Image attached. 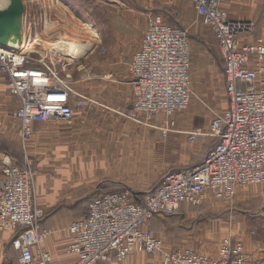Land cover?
<instances>
[{"label":"built area","instance_id":"built-area-1","mask_svg":"<svg viewBox=\"0 0 264 264\" xmlns=\"http://www.w3.org/2000/svg\"><path fill=\"white\" fill-rule=\"evenodd\" d=\"M192 1L217 38L225 64L228 108L206 133L187 134L189 140L207 135L214 139V146L200 164L167 173L160 185L141 199L128 189L94 196L86 215L66 229L72 236L68 252L77 257L74 264L123 262L134 250L160 254L163 264H250L244 245L232 238L222 241L218 259H212L190 248L166 250L148 225L159 214L173 215L184 205L203 204L208 191L217 200L228 202L239 189L264 185V82L258 83L259 75L264 74V38L244 44L242 39L252 36L256 25L231 20L222 8L223 0ZM57 24L44 22L48 29ZM90 33L94 43L79 47L63 41L46 51V44L40 41L38 55L23 47H0V72L7 76L10 93L20 101L14 115L21 121L24 142L32 138L34 124L69 122L75 109L94 103L61 75L97 48L98 34L95 30ZM84 48L88 51L76 56ZM252 63L255 69H250ZM129 72L134 102L130 110L119 114L160 130L164 137L178 132L172 116L188 109L192 101L188 31L170 25L161 15H151ZM161 117L166 120L164 126L156 124ZM0 163V231L15 232L12 246L19 254V264H53L51 254L43 248L54 230L43 226L45 212L36 202L38 171L30 160L20 165L2 151Z\"/></svg>","mask_w":264,"mask_h":264},{"label":"crops","instance_id":"crops-1","mask_svg":"<svg viewBox=\"0 0 264 264\" xmlns=\"http://www.w3.org/2000/svg\"><path fill=\"white\" fill-rule=\"evenodd\" d=\"M59 1L79 17L82 11L77 7L78 3L90 1L99 11L100 3L107 2V0ZM118 2L120 5L116 10H107V21L103 32L100 33L106 52L101 59L93 57L95 58L93 66L98 74L102 75H97L94 79H85L84 87H76L94 103L91 102L82 109H75L74 117L69 123H63L61 120L36 123L33 125L30 142L24 143L20 135L21 121L14 115L20 101L10 93L7 76L0 72V151L15 156L13 159L17 163L25 164L26 160H30L35 165L38 171L36 202L44 212L87 213L88 204L85 203L91 198L122 189L130 190L141 199L158 187L167 173L200 164L214 146V139L207 136L203 137L205 139L198 137L196 140H189L187 133L193 131L194 119L187 115H177L183 111L172 116L178 132L170 133L167 137L156 128L139 125L119 114L130 110L134 102L129 66L142 46L148 18L160 14L148 15L146 6L142 5L143 1H140L139 4L142 6H138V9L127 0ZM175 2L176 7L178 0ZM183 6L186 10L185 19L180 23L192 29L193 37L192 82L195 85L207 83L209 87L217 80L219 83L216 85V95L222 92L224 84L226 104L225 107L224 103L220 104L223 109L219 114H222L228 108V96L225 64L221 54L220 59L217 57L215 59L213 54V51L217 55L220 53L217 38L203 23L192 0H183ZM120 7L122 8L119 9ZM222 8L231 20L252 22L256 25L255 33L242 39L244 44H253L257 39L264 38V0H223ZM91 12L90 17L95 18L94 11ZM162 17L169 23L164 16ZM18 43L17 45H22V41ZM250 69H255L254 63L250 65ZM261 82H264V74L258 77V83ZM165 121V118L161 117L156 120V124L164 126ZM21 151L24 152L22 156L19 155ZM1 170L0 164V173ZM249 193L251 198L259 200L264 194V186L255 187L249 190ZM207 199L217 200L212 191H208ZM256 208L254 215L259 218L257 228L261 229L259 231L261 235L264 231L262 230L264 208L258 206ZM45 216L43 226L53 229L54 233L44 243V250L51 254L53 264H74L77 257L68 252L72 236L68 232L65 233V229L75 219L65 218L62 214L49 219L46 213ZM149 227L151 228L152 224ZM14 233L13 230L0 231V264H19V254L12 246ZM158 238L164 242L162 238ZM235 240L244 245L249 263L254 264L255 258L252 255L256 254L247 250V241L244 243L243 240ZM164 245L168 251L190 248L212 259L219 257V251L208 255L189 246H176L169 250L165 242ZM256 249L263 252L264 243L258 242ZM137 252L134 250L131 254ZM155 256L160 260L154 264H163L162 256L160 254ZM134 259L135 256H132L130 264H134ZM258 259L264 260V257L258 256ZM259 264H264V261Z\"/></svg>","mask_w":264,"mask_h":264},{"label":"rangeland","instance_id":"rangeland-1","mask_svg":"<svg viewBox=\"0 0 264 264\" xmlns=\"http://www.w3.org/2000/svg\"><path fill=\"white\" fill-rule=\"evenodd\" d=\"M1 1L2 0H0V2ZM10 1L12 2V0ZM127 1L132 6H136V9H138V6H146L148 15L158 13L164 16L169 23L174 25L182 26L180 22L185 19L186 10L183 6V0H178V6L176 7L174 4L176 3L175 0ZM140 1H143L142 5L139 4ZM21 3L23 6L18 5V8L12 6L10 12L18 11L16 14H19L22 11V8H24L23 25L26 32V39L25 41H22V45H8L9 48L23 47L26 51L32 52L33 55H38L39 52L37 51H39L40 47H38L37 43H40V41L46 44V51H48L49 48L55 44H59L63 41L78 45L77 47L87 42L94 43L95 39H92L91 37V30L87 29L88 26H90L93 27L98 34L96 41V44H98L97 48L81 61L75 62L62 70L61 75L76 90H78L76 87H84V83L87 79H94L97 75H102L98 74L95 66H93V61L95 59L93 57L101 59L106 52V48L104 47L102 41V35L100 33L103 32V28L105 27L107 21V10H116V8L120 5L118 0H107L106 3H100L99 11L90 1L78 3L77 7H79L82 11V15H80V17L76 13L74 14L73 11L71 12V10L59 0H21ZM72 6L74 8L75 3ZM121 8L122 7L119 9ZM91 11H94L97 15H95V18L90 17V14L92 13ZM46 14H52V16L49 17L47 15L46 18ZM45 21L52 24H58L54 29H48V25H46V27L44 26ZM34 24L36 25L34 26ZM183 27L184 26H182V28ZM184 29L188 31L191 45V40L193 39L192 29L189 27H184ZM57 32H61V35L59 36ZM59 37H61L60 40ZM87 51L88 49L86 52ZM213 54L215 59L221 58L220 53L217 55V53L213 51ZM203 62L205 63V61ZM218 83L219 82L216 80L214 84H211L208 87L207 83H199L195 85L194 82H192L191 104L188 109L183 111V113L177 115H187L192 117L194 119L193 131L200 130L203 133H206L211 121L219 115V112L223 109L220 104L224 103L225 107L226 95L224 84H221L222 92L217 95L215 94L216 85H218ZM63 123L69 122L63 121ZM205 136L207 135H202L199 138L205 139L203 138ZM208 137L209 136H207V138ZM30 140L24 143H28ZM23 153L24 152L21 151L19 155L22 156L24 155ZM11 157L14 158L15 156ZM255 187L258 186H250L246 189H239L232 201L226 202L207 199L203 204L198 206L184 205V207L176 214L168 216L163 214L157 215L148 225L151 226L152 224V231L157 237L164 240L166 247L169 248V250L175 248L176 246H189L196 251L213 255L219 251L222 239L232 238L233 240H243L244 243L247 241V250L252 254H256L252 255L255 258L254 264L262 263L264 260H257V258L258 256L264 257V251L258 252L256 247L258 246V242L264 243V231L261 235H259V231L261 230L257 228L259 218L255 217L254 214H256L257 206L261 209L264 208V199L263 195L259 200L251 198L252 196H250L251 193H249V190ZM87 202L85 204H88ZM45 213L47 215V219L53 217L54 215L62 214L65 215V218H74L76 220L81 218L86 211H53ZM262 218L264 219V217ZM72 222L73 220L70 222V225ZM262 230H264V225ZM66 232L67 231L65 229V233ZM132 256H135L133 261L134 264H154L160 260L157 256H151L144 252H137L134 255H129V257L123 262L113 259L109 262L97 264H130Z\"/></svg>","mask_w":264,"mask_h":264},{"label":"bare ground","instance_id":"bare-ground-1","mask_svg":"<svg viewBox=\"0 0 264 264\" xmlns=\"http://www.w3.org/2000/svg\"><path fill=\"white\" fill-rule=\"evenodd\" d=\"M13 7L18 8V6H14L10 0H2L0 2V34H1V40H4L7 42V45L15 46L17 45L18 41H25L26 39V32L24 30L23 20V8L22 11L19 14H16L18 11L10 12V10ZM21 7V6H20ZM14 9V8H13ZM8 22H12L16 24V30L13 31L12 29H9L5 24ZM26 24V23H25ZM88 30H91L93 32V28L88 26ZM13 48V47H12ZM22 48V47H21ZM20 49V47L15 48ZM87 49H81L80 51L76 52V56H81L84 52H86Z\"/></svg>","mask_w":264,"mask_h":264},{"label":"water","instance_id":"water-1","mask_svg":"<svg viewBox=\"0 0 264 264\" xmlns=\"http://www.w3.org/2000/svg\"><path fill=\"white\" fill-rule=\"evenodd\" d=\"M12 4L13 5H15V6H18V5H21V6H23L22 5V3H21V0H12ZM23 10H24V8H23ZM24 12V11H23ZM9 29H12L13 31H15L16 30V24L15 23H12V22H8L7 24H5ZM0 37H1V34H0ZM0 47H2V48H5V49H10L9 47H8V45H7V42L6 41H4V40H1V38H0Z\"/></svg>","mask_w":264,"mask_h":264}]
</instances>
